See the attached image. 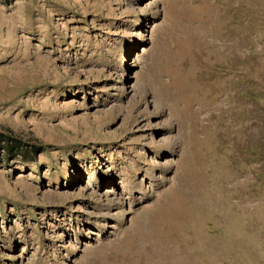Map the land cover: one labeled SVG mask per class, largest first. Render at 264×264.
Instances as JSON below:
<instances>
[{
	"label": "rangeland",
	"instance_id": "rangeland-1",
	"mask_svg": "<svg viewBox=\"0 0 264 264\" xmlns=\"http://www.w3.org/2000/svg\"><path fill=\"white\" fill-rule=\"evenodd\" d=\"M0 264H264V0L0 1Z\"/></svg>",
	"mask_w": 264,
	"mask_h": 264
},
{
	"label": "trees",
	"instance_id": "trees-1",
	"mask_svg": "<svg viewBox=\"0 0 264 264\" xmlns=\"http://www.w3.org/2000/svg\"><path fill=\"white\" fill-rule=\"evenodd\" d=\"M0 1H2V2L8 4V3H11V2L14 1V0H0Z\"/></svg>",
	"mask_w": 264,
	"mask_h": 264
},
{
	"label": "bare ground",
	"instance_id": "bare-ground-1",
	"mask_svg": "<svg viewBox=\"0 0 264 264\" xmlns=\"http://www.w3.org/2000/svg\"><path fill=\"white\" fill-rule=\"evenodd\" d=\"M21 63V62H20ZM19 65V64H18Z\"/></svg>",
	"mask_w": 264,
	"mask_h": 264
}]
</instances>
